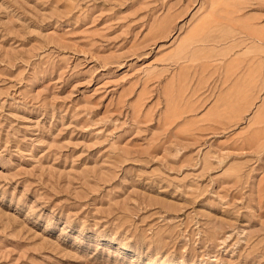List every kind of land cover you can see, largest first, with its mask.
Masks as SVG:
<instances>
[{
  "label": "rangeland",
  "instance_id": "rangeland-1",
  "mask_svg": "<svg viewBox=\"0 0 264 264\" xmlns=\"http://www.w3.org/2000/svg\"><path fill=\"white\" fill-rule=\"evenodd\" d=\"M0 264H264V0H0Z\"/></svg>",
  "mask_w": 264,
  "mask_h": 264
}]
</instances>
